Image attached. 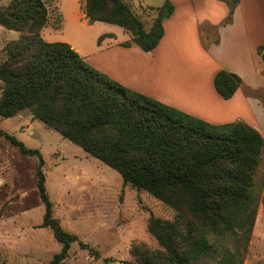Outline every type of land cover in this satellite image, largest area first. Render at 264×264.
<instances>
[{
    "label": "trees",
    "instance_id": "16d2710c",
    "mask_svg": "<svg viewBox=\"0 0 264 264\" xmlns=\"http://www.w3.org/2000/svg\"><path fill=\"white\" fill-rule=\"evenodd\" d=\"M222 1L230 8L226 25L238 0ZM173 11L170 0H164L146 30L123 0H84L83 5L89 22L127 30L131 40L119 45L143 52L159 44L163 21ZM47 22L43 0H11L0 8V26L19 33L3 47L0 117L27 110L34 120L116 171L124 185L175 211L173 221L149 218L147 230L162 250L133 246L132 264H195L209 258L212 264H243L259 204L254 176L264 153L261 134L242 121L209 124L121 85L86 63L69 44L45 41L40 32ZM257 54L264 63V45ZM213 85L228 100L243 83L220 70ZM0 136L22 155L38 158L42 227L61 245L48 264H63L75 242L96 256V250L64 231L54 218L40 152L1 130Z\"/></svg>",
    "mask_w": 264,
    "mask_h": 264
},
{
    "label": "rangeland",
    "instance_id": "374dc122",
    "mask_svg": "<svg viewBox=\"0 0 264 264\" xmlns=\"http://www.w3.org/2000/svg\"><path fill=\"white\" fill-rule=\"evenodd\" d=\"M10 1L0 0V8ZM43 1L48 9V22L40 32L41 37L47 42L67 43L83 58L90 57L100 43L106 46L131 40L130 33L119 26L89 22L83 14L84 0ZM123 1L146 30L164 3V0ZM200 30L203 44L213 41L214 29L202 23ZM102 35L105 37L98 42ZM18 36V32L0 26V63L5 59L3 46ZM1 87L0 82V95ZM246 93L264 104V92ZM0 130L14 136L26 148L40 152L54 218L64 231L97 251L94 256L77 242L72 243L63 264H132L136 261L133 246L162 250L148 232L147 222L151 216L173 221L172 208L145 191L124 185L116 171L34 120L27 110L12 118L0 117ZM37 165L36 156L22 155L0 136V264H48L61 250L52 231L42 227L44 207L37 189ZM254 180L259 204L243 264H264V153ZM213 262L209 258L195 264Z\"/></svg>",
    "mask_w": 264,
    "mask_h": 264
},
{
    "label": "crops",
    "instance_id": "0c3cea01",
    "mask_svg": "<svg viewBox=\"0 0 264 264\" xmlns=\"http://www.w3.org/2000/svg\"><path fill=\"white\" fill-rule=\"evenodd\" d=\"M170 2L174 11L163 21L164 35L152 51L125 48L119 41L100 43L90 57H81L114 81L166 106L212 125L242 121L264 139V104L246 93L264 92V63L257 54L264 45V0H238L226 25L230 8L222 0ZM202 23L215 29L207 48L201 40ZM220 70L243 83L228 100L213 85Z\"/></svg>",
    "mask_w": 264,
    "mask_h": 264
}]
</instances>
